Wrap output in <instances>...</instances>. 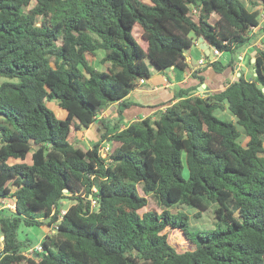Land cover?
I'll return each mask as SVG.
<instances>
[{
  "label": "trees",
  "instance_id": "trees-1",
  "mask_svg": "<svg viewBox=\"0 0 264 264\" xmlns=\"http://www.w3.org/2000/svg\"><path fill=\"white\" fill-rule=\"evenodd\" d=\"M148 1L0 0V264H264V48L251 79L206 96L182 88L155 119L124 123L128 96L152 77L148 61L187 70L199 38L235 56L261 25L264 0H247L255 10L243 0ZM99 51L106 71L92 65ZM115 103L116 117L99 119ZM95 122L105 132L90 148L71 140ZM150 196L161 213L141 215ZM11 199L15 210L1 206ZM64 199L74 204L61 216ZM211 201L213 229L192 230L171 211L200 216ZM34 226L55 233L29 256L36 246L20 230Z\"/></svg>",
  "mask_w": 264,
  "mask_h": 264
},
{
  "label": "crops",
  "instance_id": "crops-1",
  "mask_svg": "<svg viewBox=\"0 0 264 264\" xmlns=\"http://www.w3.org/2000/svg\"><path fill=\"white\" fill-rule=\"evenodd\" d=\"M262 8L264 7H256V9H260L263 13L264 10ZM262 27L261 24L259 27L253 28L250 33L252 40L249 44L240 48L235 56H232L230 53H221L219 56H214V48L210 47V62L219 60L223 64H227L230 61H234L233 67L227 68L221 74L215 73L212 68L207 67V64H199L200 59H202L203 56H207L206 52L201 49L199 39L195 41L194 45L191 47V49L194 50L193 54L191 52L186 53V63L189 67L187 70L172 67L169 73L162 75L153 73V68H151L152 77L146 80L144 84H140V88L134 90L127 98L129 101L133 102L134 105L125 110L124 123L128 125L131 122L143 120L147 117L155 119V113L157 111L164 110L167 106L177 101L174 100V97L182 88H194V90L191 91V95L200 96L202 94L206 96L224 90L230 83L237 81V78L242 75L247 79H251L254 73L252 64L255 63L254 60L257 57L258 50L263 49L261 47L264 38ZM140 32L141 31L138 29V33ZM139 43L141 44V42ZM143 47L145 48L146 45ZM188 58H190L191 61H187ZM249 74L252 76L249 77ZM199 77L205 79L203 83ZM119 106V103L111 105L106 109L108 113L107 117L103 114L102 117L104 116V119H114L117 115ZM98 125L103 130V134L105 130L101 122H95L89 129L84 131L92 133V130ZM80 131L82 130L77 132Z\"/></svg>",
  "mask_w": 264,
  "mask_h": 264
},
{
  "label": "rangeland",
  "instance_id": "rangeland-1",
  "mask_svg": "<svg viewBox=\"0 0 264 264\" xmlns=\"http://www.w3.org/2000/svg\"><path fill=\"white\" fill-rule=\"evenodd\" d=\"M147 3H150L148 0H144ZM246 5L249 7L250 10H255L253 8V6H251L247 0H243ZM264 10V8H262ZM262 14V13H261ZM261 24L262 26H264V21L261 15ZM135 36L137 37L138 41L141 42V45L145 46V42L141 39V37H139L138 33V29H135ZM262 48H264V38L262 40ZM192 49H189L187 52H191L193 54ZM105 54L104 51H99L97 57H90L91 61H92V65L100 70V71H106L109 69V64H102L101 60L103 58V55ZM190 54V53H189ZM148 63L150 64L151 68H153V73L156 74H167L171 71V68L165 69V70H159L158 68H156L154 65L151 64L150 61H148ZM252 75L249 74V77H251ZM238 79V78H237ZM6 79L4 77H0V85L5 82ZM200 96H204V95H200ZM50 107L54 110V112L56 113V115L58 116V118L63 119L66 117V111L61 109L58 104L56 103H51ZM106 111V110H105ZM103 111L102 114L103 115H108L107 111L105 112ZM101 114V115H102ZM216 116H218L221 119L224 120H229V119H233L235 121V118L229 113V111H225V112H216ZM105 117L103 116L102 119H104ZM98 123V122H97ZM238 129L240 131H242V136L240 138V142L242 144H246L248 138L246 136V134L243 132L242 127L238 126ZM102 129L101 127L98 125L97 127H95L91 132H85L84 130L80 131V132H76L71 136V140H73L74 142H77L78 146L84 148V149H88L92 146V144L94 143V141H97L101 134H102ZM104 155H108L110 149H111V144L109 143H105V147H104ZM32 153V152H31ZM31 156L29 155L27 162L31 163ZM106 157V156H104ZM185 175L187 176V170H185ZM141 194L143 195V193L141 192ZM74 204L73 200L70 199H64L61 203V214L63 215L68 208ZM2 207H7V208H11L12 210H15V205L13 204L12 199L11 200H6L4 202H2L1 204ZM218 207V203L217 202H210V207L205 210V211H201L200 216H198V213L200 212L199 209L195 208V207H189V206H177L171 209V211L176 214L177 212H182L185 213L188 218H189V224H190V228L192 230H208V229H213L215 227V209ZM150 210H155L158 213H161V209L158 206L156 200L154 199V197L150 196L148 197V205L147 207L143 208L142 210H140V214L143 215L144 213H146L147 211ZM238 215V214H236ZM55 229L53 228H48L47 226H34V227H22L20 230V238L22 240H29L32 244V246H40L42 240L45 238L46 235H50L51 233H55L54 231ZM170 241L173 245H175L179 251L181 252L182 250H184V247L187 245V241L185 239V236L178 230L174 231L171 233V238ZM3 246V237L0 234V250L2 249Z\"/></svg>",
  "mask_w": 264,
  "mask_h": 264
},
{
  "label": "built area",
  "instance_id": "built-area-1",
  "mask_svg": "<svg viewBox=\"0 0 264 264\" xmlns=\"http://www.w3.org/2000/svg\"><path fill=\"white\" fill-rule=\"evenodd\" d=\"M262 18H263V21H264V12L262 13ZM220 54H221V52H219L218 49H216V48L213 49V55H214V56H219ZM209 57H210V56H209ZM209 57H208V56H203V58L200 59L199 64H200V65H206V64H209V63H210V61H209ZM187 61H191V59L188 58ZM144 83H145L144 80H141V81H140V84H144ZM101 118H103L102 115L99 116V119H101ZM104 147H105V145L103 146V148H102V150H101V153H102V156H103V157H104V156H107V155H104V150H105ZM93 205H94V206L96 205V202H95V201H93ZM65 213H66V212H65ZM65 213H64V214H65ZM64 214H63V215H64ZM61 216H62V214H61ZM35 251H36V252H37V251H41V246H36L35 248L30 249V250L28 251L29 256H31Z\"/></svg>",
  "mask_w": 264,
  "mask_h": 264
},
{
  "label": "water",
  "instance_id": "water-1",
  "mask_svg": "<svg viewBox=\"0 0 264 264\" xmlns=\"http://www.w3.org/2000/svg\"><path fill=\"white\" fill-rule=\"evenodd\" d=\"M199 42L201 44V49L204 50L207 54V56L210 55V47L208 46V44L204 41L203 38H199ZM256 61V59L254 60V62Z\"/></svg>",
  "mask_w": 264,
  "mask_h": 264
},
{
  "label": "clouds",
  "instance_id": "clouds-1",
  "mask_svg": "<svg viewBox=\"0 0 264 264\" xmlns=\"http://www.w3.org/2000/svg\"><path fill=\"white\" fill-rule=\"evenodd\" d=\"M209 57V56H208Z\"/></svg>",
  "mask_w": 264,
  "mask_h": 264
}]
</instances>
